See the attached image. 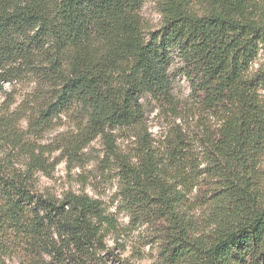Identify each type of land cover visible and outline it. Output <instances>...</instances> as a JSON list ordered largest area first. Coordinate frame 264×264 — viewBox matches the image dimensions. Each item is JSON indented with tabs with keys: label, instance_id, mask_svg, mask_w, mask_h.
<instances>
[{
	"label": "trees",
	"instance_id": "obj_1",
	"mask_svg": "<svg viewBox=\"0 0 264 264\" xmlns=\"http://www.w3.org/2000/svg\"><path fill=\"white\" fill-rule=\"evenodd\" d=\"M143 1L0 0V264H107L104 230L117 223L101 201L36 188V173L58 163L48 152L75 153L99 136L129 211L160 222L162 264H264V69L251 73L264 49V0H159L154 31ZM175 57L198 101L220 114L204 143L209 176L221 182L210 231L187 208L189 158L174 147V174L145 122V97L174 102ZM14 81L34 87L20 102H1L3 84ZM72 112L78 134L52 150L42 145ZM124 128L136 130L133 153L118 149L115 131Z\"/></svg>",
	"mask_w": 264,
	"mask_h": 264
},
{
	"label": "rangeland",
	"instance_id": "obj_2",
	"mask_svg": "<svg viewBox=\"0 0 264 264\" xmlns=\"http://www.w3.org/2000/svg\"><path fill=\"white\" fill-rule=\"evenodd\" d=\"M264 5V4H263ZM141 15L146 31H154L161 27L163 16L159 8V0H144ZM176 53V52H175ZM182 62L175 57L170 69L173 83L172 104H162L151 96L143 99L146 110V125L153 139L155 152L163 155L165 165L173 171L175 161L171 160L170 152L178 146L181 154L189 158V166L181 174L190 176L186 181L187 208L193 220L200 223L201 229L207 228L213 219L212 208L209 206L214 192L219 191L221 182L214 175L204 143L213 138L221 125L220 114L205 107L192 91L186 79ZM264 69V49L259 53L251 67V73L256 74ZM1 102L9 99L20 102L30 92L34 83L31 81L5 82ZM23 127H27L26 121ZM75 112L64 114L54 128L44 133L40 140L42 145L52 150L57 145L65 144L78 133ZM135 129H117L116 143L119 151L133 153L138 145L132 133ZM182 139L184 143L177 144ZM49 162L58 161L54 168L36 173V188L39 193H52L62 197L67 192L86 193L99 199L107 214L114 217L116 228L107 227L104 230V252L107 264H162L164 238L160 231V222L135 217L129 211L121 192V175L118 163L108 155L104 139L92 141L82 150L71 151L67 146L46 154ZM173 157V156H172ZM261 161L263 181L262 196H264V156ZM206 178L210 180H205ZM200 233H197L199 235Z\"/></svg>",
	"mask_w": 264,
	"mask_h": 264
}]
</instances>
